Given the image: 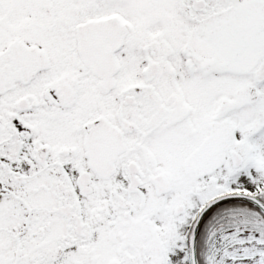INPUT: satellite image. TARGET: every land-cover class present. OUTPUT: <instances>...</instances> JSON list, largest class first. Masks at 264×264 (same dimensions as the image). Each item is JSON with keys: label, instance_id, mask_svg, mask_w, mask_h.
<instances>
[{"label": "snow or ice", "instance_id": "1", "mask_svg": "<svg viewBox=\"0 0 264 264\" xmlns=\"http://www.w3.org/2000/svg\"><path fill=\"white\" fill-rule=\"evenodd\" d=\"M0 264H264V0H0Z\"/></svg>", "mask_w": 264, "mask_h": 264}]
</instances>
